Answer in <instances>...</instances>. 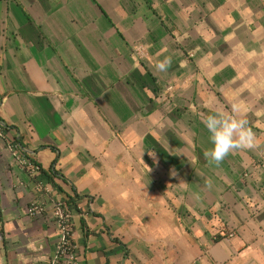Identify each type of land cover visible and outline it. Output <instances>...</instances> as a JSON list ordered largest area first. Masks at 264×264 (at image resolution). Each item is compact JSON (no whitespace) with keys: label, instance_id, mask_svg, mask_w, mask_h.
<instances>
[{"label":"crops","instance_id":"0c3cea01","mask_svg":"<svg viewBox=\"0 0 264 264\" xmlns=\"http://www.w3.org/2000/svg\"><path fill=\"white\" fill-rule=\"evenodd\" d=\"M233 104L257 146L210 164ZM263 153L264 0H0V264L46 263L56 202L79 264H264Z\"/></svg>","mask_w":264,"mask_h":264},{"label":"clouds","instance_id":"9594fccd","mask_svg":"<svg viewBox=\"0 0 264 264\" xmlns=\"http://www.w3.org/2000/svg\"><path fill=\"white\" fill-rule=\"evenodd\" d=\"M172 58L165 57L154 65L158 72H166ZM202 123L209 134L210 148L204 151V158L215 165L221 164L234 150H249L257 146V138L249 126L244 109L233 104L231 113L210 110L202 118Z\"/></svg>","mask_w":264,"mask_h":264},{"label":"built area","instance_id":"2783aa9c","mask_svg":"<svg viewBox=\"0 0 264 264\" xmlns=\"http://www.w3.org/2000/svg\"><path fill=\"white\" fill-rule=\"evenodd\" d=\"M169 89V88H168ZM264 156V153L262 154ZM19 162L29 173H35L39 167L21 155ZM44 206L32 203L27 207V214L38 216L43 214ZM53 216L57 227L58 240L54 252L50 255L45 264H79L76 259V245L73 242V227L71 224V213L61 202L52 206Z\"/></svg>","mask_w":264,"mask_h":264}]
</instances>
